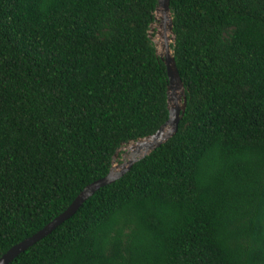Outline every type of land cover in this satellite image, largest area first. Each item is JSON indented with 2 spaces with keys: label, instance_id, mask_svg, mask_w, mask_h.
Here are the masks:
<instances>
[{
  "label": "trees",
  "instance_id": "16d2710c",
  "mask_svg": "<svg viewBox=\"0 0 264 264\" xmlns=\"http://www.w3.org/2000/svg\"><path fill=\"white\" fill-rule=\"evenodd\" d=\"M157 0H0V257L168 119ZM177 132L8 264H264V0H169Z\"/></svg>",
  "mask_w": 264,
  "mask_h": 264
},
{
  "label": "water",
  "instance_id": "95a60500",
  "mask_svg": "<svg viewBox=\"0 0 264 264\" xmlns=\"http://www.w3.org/2000/svg\"><path fill=\"white\" fill-rule=\"evenodd\" d=\"M156 11H161L162 14L169 13V0H157ZM151 26V25H150ZM168 29L172 31V17L170 15L168 22ZM172 34V33H171ZM163 61L167 77H168V86H167V107H168V119L166 122L152 135L147 136L140 140H150V144L148 145V150L142 156L130 160L127 164L123 163L120 166V170L114 171L115 169L111 166L108 174L98 179L91 184L87 185L73 200V202L56 218H54L51 222L45 225L41 230L36 232L34 235L26 238L25 240L19 242L18 244L12 246L5 254L0 257V264H8L11 262L18 254L32 246L38 240L44 238L48 234H50L55 228H57L61 223L70 218L77 209L99 188L111 184L119 177L123 176L126 171L132 166L133 163L143 158L147 153L154 150L170 137H172L178 129V124L181 118L184 115L186 108V97L184 93L183 83L179 77L175 60L173 55L170 53V48L168 45L165 46V54L164 57L159 56ZM175 91H178L177 94H173ZM175 97V98H173ZM173 101V104L171 102ZM118 150L115 152L113 158L117 155ZM113 165V162H112Z\"/></svg>",
  "mask_w": 264,
  "mask_h": 264
},
{
  "label": "rangeland",
  "instance_id": "374dc122",
  "mask_svg": "<svg viewBox=\"0 0 264 264\" xmlns=\"http://www.w3.org/2000/svg\"><path fill=\"white\" fill-rule=\"evenodd\" d=\"M154 15H155V21L150 26L149 35L152 39V42L155 45L157 55L164 57L165 46L168 45L170 48V45L173 42L172 34L168 29L170 12L166 14H162L161 11H156ZM170 53L172 54L171 49H170ZM171 104L173 103L171 102ZM133 143L136 142H130L128 144H124L118 149L117 155L113 158V165H112V167L116 171L120 170L121 164L125 163L128 160V155H127L128 148Z\"/></svg>",
  "mask_w": 264,
  "mask_h": 264
},
{
  "label": "bare ground",
  "instance_id": "6f19581e",
  "mask_svg": "<svg viewBox=\"0 0 264 264\" xmlns=\"http://www.w3.org/2000/svg\"><path fill=\"white\" fill-rule=\"evenodd\" d=\"M178 91H175L173 94H177ZM175 98V97H173ZM173 103V101H172ZM150 140H140L136 143H133L128 148V160L125 162L127 164L128 161L138 158L145 154L148 150V145L150 144ZM116 172V170H114Z\"/></svg>",
  "mask_w": 264,
  "mask_h": 264
}]
</instances>
